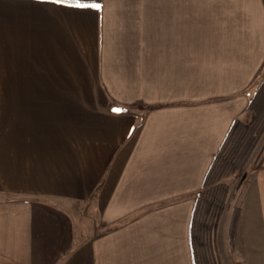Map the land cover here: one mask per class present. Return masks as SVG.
Segmentation results:
<instances>
[{"label": "crops", "instance_id": "obj_1", "mask_svg": "<svg viewBox=\"0 0 264 264\" xmlns=\"http://www.w3.org/2000/svg\"><path fill=\"white\" fill-rule=\"evenodd\" d=\"M100 5L0 0V85L29 86L0 93V260L213 264L196 260L192 214L234 121L252 119L264 0ZM260 144L229 220L249 264H264Z\"/></svg>", "mask_w": 264, "mask_h": 264}, {"label": "trees", "instance_id": "obj_2", "mask_svg": "<svg viewBox=\"0 0 264 264\" xmlns=\"http://www.w3.org/2000/svg\"><path fill=\"white\" fill-rule=\"evenodd\" d=\"M80 2L90 5L100 4L101 0H80ZM256 83L257 87L250 94L247 106L252 115L251 121L246 122L239 118L234 121L204 177L201 189L196 194L190 229L195 256L197 252L196 258L203 259L209 254L206 241L210 240L211 234L219 224L229 193L226 179L237 176L243 179L247 175V163L264 134V71ZM234 222L235 219L232 222V236Z\"/></svg>", "mask_w": 264, "mask_h": 264}, {"label": "rangeland", "instance_id": "obj_3", "mask_svg": "<svg viewBox=\"0 0 264 264\" xmlns=\"http://www.w3.org/2000/svg\"><path fill=\"white\" fill-rule=\"evenodd\" d=\"M259 78V77H258ZM29 86L27 85H16V86H6V85H0V93H12V92H27ZM4 110L2 109L1 114L2 116H7V111L3 112ZM11 113L9 112V116ZM10 128L7 126V124H4L3 128L0 130L1 137L7 141L11 140L13 137V133L9 131ZM2 138L0 140H2ZM264 142V134L260 138L259 143L260 148L263 145ZM257 144V145H258ZM4 145H0V151ZM0 152V153H1ZM261 154L259 153V156ZM258 156V157H259ZM2 158V155H0ZM257 157V158H258ZM243 179H240V176L237 177H229L226 179V182L229 184V193L225 205V210L223 209L222 214L219 219V224L217 228L214 230V232L211 234L210 240L207 239L206 243L208 244L209 248L208 251L209 253H212L216 258V261H213V264H249L251 262H246V261H241L239 260L241 252L236 249V247H231V244L229 243V220H230V213L232 210V207L239 204V196H238V191L239 187L241 185ZM91 206V203L90 205ZM90 210H92L91 207H89ZM85 215L87 213L85 212ZM90 215V213H89ZM89 220H86V225H88ZM231 235V233H230ZM211 242V243H209ZM0 256H3L0 254ZM196 257H197V252H196ZM197 260V258H196ZM0 264H9V262L0 260ZM185 264V263H182Z\"/></svg>", "mask_w": 264, "mask_h": 264}, {"label": "snow or ice", "instance_id": "obj_4", "mask_svg": "<svg viewBox=\"0 0 264 264\" xmlns=\"http://www.w3.org/2000/svg\"><path fill=\"white\" fill-rule=\"evenodd\" d=\"M56 3L62 4V5H70V6H77V7H91V8H100L101 5L99 3H93L90 5H86L84 3H81L80 0H55ZM113 112L119 113L122 111H125L124 109L121 108H113Z\"/></svg>", "mask_w": 264, "mask_h": 264}]
</instances>
